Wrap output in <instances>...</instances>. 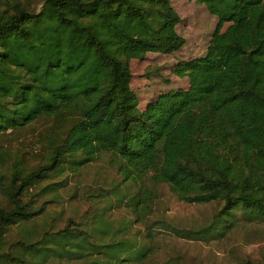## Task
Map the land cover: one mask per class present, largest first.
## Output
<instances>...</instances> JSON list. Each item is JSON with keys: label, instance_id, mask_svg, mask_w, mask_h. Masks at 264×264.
Listing matches in <instances>:
<instances>
[{"label": "trees", "instance_id": "obj_1", "mask_svg": "<svg viewBox=\"0 0 264 264\" xmlns=\"http://www.w3.org/2000/svg\"><path fill=\"white\" fill-rule=\"evenodd\" d=\"M194 1L231 25L206 57L178 68L190 71V90L142 111L130 61L183 47L172 0H0V264H153L152 249L128 235L129 223L116 227L107 209H96L92 227L69 219L53 230L39 223L45 208L27 199L47 178L103 154L123 178L101 198L121 203L119 186L140 182L126 204L137 222L151 214L160 184L180 201L222 202L196 239L225 236L233 209L264 222V0ZM40 121L41 165L11 162L8 137ZM148 226L169 227L158 219Z\"/></svg>", "mask_w": 264, "mask_h": 264}, {"label": "rangeland", "instance_id": "obj_2", "mask_svg": "<svg viewBox=\"0 0 264 264\" xmlns=\"http://www.w3.org/2000/svg\"><path fill=\"white\" fill-rule=\"evenodd\" d=\"M29 2L40 7V0ZM172 6L181 18L177 32L185 39L183 47L172 53L148 52L144 59L130 61L131 88L142 111L163 95L190 90V71L179 72L178 68L206 57L215 34L225 32L231 25L230 22L220 24L219 18L205 4L194 0H172ZM45 127L40 121L8 137L4 149L10 154V161L21 160L28 168L39 167L43 159L41 149L44 148L45 152L48 149L41 136ZM122 178L112 157L103 154L76 173L66 171L47 178L30 189L27 199L33 198L36 207L45 208L39 223L53 230L63 228L69 219L92 227V215L96 209H107L116 227L129 223L128 235L135 237L139 245L145 244L152 249L153 264H264V222L249 218L244 209L232 210L235 218L231 223L234 226L225 236L209 233L196 239L192 234L194 231L215 224L214 217L222 202L193 204L180 201L167 184H160L156 188L151 214L144 222H137L126 204L131 203L140 182L119 186L124 195L121 203L115 202L114 196L109 202L101 198L122 182ZM52 183L55 191L43 194L41 189ZM149 219L164 221L169 227L151 228ZM224 221L230 223V220ZM20 233L15 227L10 235L15 238ZM131 264L138 263L133 261Z\"/></svg>", "mask_w": 264, "mask_h": 264}]
</instances>
